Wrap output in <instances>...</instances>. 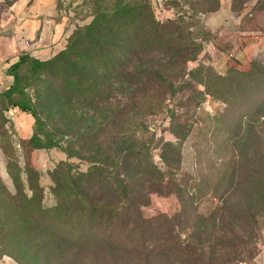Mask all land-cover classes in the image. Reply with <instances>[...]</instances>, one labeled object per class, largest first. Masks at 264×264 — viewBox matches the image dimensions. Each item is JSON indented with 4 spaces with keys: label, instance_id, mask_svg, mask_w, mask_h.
Wrapping results in <instances>:
<instances>
[{
    "label": "rangeland",
    "instance_id": "obj_1",
    "mask_svg": "<svg viewBox=\"0 0 264 264\" xmlns=\"http://www.w3.org/2000/svg\"><path fill=\"white\" fill-rule=\"evenodd\" d=\"M92 2L57 0L70 35L93 19ZM150 2L161 21L175 19L179 11L185 23L190 22L187 18L193 19L181 43L189 38L188 45L196 50L174 59L162 53H140V58L131 61L129 70L160 64L159 71L165 81L173 83L172 89L155 80L137 91L135 106L129 102L133 87L125 84L122 94L130 98L128 101L118 104L111 99L89 106L94 111L91 114L105 116L128 105L131 121L120 125L119 135L135 149L149 148L160 167H164L161 146L171 143V148L178 149L180 164H176L179 170L173 171V183L185 195L177 189L155 193L142 206L144 216L153 219L149 226L153 237L146 239L156 240L157 251L153 257H141L124 246L98 247L86 238L71 242L73 234L63 235L68 238L52 235L51 242L45 234L21 237L17 232L27 231L32 219L41 215L33 211L39 203L45 208L55 204L50 173L67 158L66 143L60 139L56 148L31 151L27 140L35 124L31 130L20 110L13 121L3 112L2 106L8 105L0 102V264H24L25 260H30L27 264H249L264 252V0H231V10L241 15L237 49L233 45L235 33L219 36L206 27L207 18L219 10L220 0ZM111 3L107 0L104 8H111ZM43 71L30 62L20 68L25 95L16 94L15 101L35 100ZM80 107L85 109V105L75 106L79 112ZM41 111L49 114V106ZM57 120L56 115L50 117L49 129ZM101 125L102 121L95 122V128H104ZM113 139L108 128L99 142L112 143ZM93 150L97 151L96 146ZM174 155L167 153L170 158ZM29 161L39 174L31 181L25 173ZM69 161L82 170L88 167L86 161L75 157ZM29 184L42 188L36 206L29 203ZM14 226L12 242L8 231ZM176 241L190 252L177 250Z\"/></svg>",
    "mask_w": 264,
    "mask_h": 264
},
{
    "label": "trees",
    "instance_id": "obj_2",
    "mask_svg": "<svg viewBox=\"0 0 264 264\" xmlns=\"http://www.w3.org/2000/svg\"><path fill=\"white\" fill-rule=\"evenodd\" d=\"M106 1L93 0L91 22L73 31L65 49L55 56L39 60L24 54L7 70L14 81L0 92V102L8 105L2 106L3 112L17 108L33 117L34 133L27 140L31 151L56 148L62 140L66 143L67 156L50 173L54 206L45 208L39 203V207L33 210L42 212L39 218L37 214L32 225L26 226L27 231L17 233L24 238L45 234L49 242L52 235L68 238L63 235L73 234V239L69 238L71 242L86 238L98 247L124 246L137 256L151 254L153 257L158 245L156 240L146 239L153 237V228L149 227L153 219L144 216L142 206L155 193L177 189L181 196L185 195V191L173 183V171H178L176 164H180L178 149L171 148V143H164L160 154L164 167H160L149 148L135 149L119 135L120 125L131 121L128 105L118 106V110L105 116L91 114L90 111H94L89 105H94V102L100 105L111 99L118 104L128 101L130 98L122 94L125 84L133 87H130L129 102L134 105L137 91L155 80L172 89L173 83L165 81L159 71L162 68L160 64L153 65L152 69L134 66L137 69L129 70V66L134 58H140V53H162L170 59L182 58L183 53H193L196 48L188 45L189 38L184 45L181 43L193 19L187 18L190 22L185 23L179 11L175 19L161 21L156 17L150 0H111V8H104ZM183 3L188 4L187 1ZM215 10L217 7L208 11ZM28 62L36 69L44 70V80L40 81L34 101L29 98L25 102H17L14 100L16 94L25 95L20 86L19 71ZM115 82L117 86L113 88ZM203 84L209 86L206 81ZM119 94L121 97H117ZM76 104L85 105V109L80 107L79 112ZM45 106H49V114L41 111ZM55 115L58 120L49 129L50 117ZM97 120L102 121L104 128H95ZM79 126L80 130L77 129ZM108 128L114 133L113 142H99ZM95 146L97 151L93 150ZM167 153L175 155L170 158ZM73 157L86 161L87 169L82 170L79 164L69 161ZM25 173L28 181L39 176L30 161L26 163ZM29 188L32 191L29 203L36 206L35 200H38V192L42 188L33 184H29ZM8 232L15 242L16 227ZM86 240L82 244L87 243ZM181 244L176 241L174 247L189 253L190 250ZM29 261L25 260L24 264Z\"/></svg>",
    "mask_w": 264,
    "mask_h": 264
},
{
    "label": "crops",
    "instance_id": "obj_3",
    "mask_svg": "<svg viewBox=\"0 0 264 264\" xmlns=\"http://www.w3.org/2000/svg\"><path fill=\"white\" fill-rule=\"evenodd\" d=\"M240 20L241 15L231 10V0H220L219 10L207 18L206 27L219 36L235 33L233 45L237 49ZM69 31L59 14L57 0H0V92L12 85L14 78L7 70L20 56L52 58L65 49ZM17 111L13 108L7 112L13 121ZM28 115L21 117L30 122L32 130L34 120ZM249 264H264V252Z\"/></svg>",
    "mask_w": 264,
    "mask_h": 264
}]
</instances>
